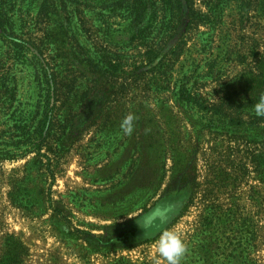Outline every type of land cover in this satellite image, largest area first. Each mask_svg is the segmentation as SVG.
Instances as JSON below:
<instances>
[{
    "label": "rangeland",
    "instance_id": "374dc122",
    "mask_svg": "<svg viewBox=\"0 0 264 264\" xmlns=\"http://www.w3.org/2000/svg\"><path fill=\"white\" fill-rule=\"evenodd\" d=\"M37 1L0 0L7 28L0 29V252L13 234L28 249L24 264H154L155 240L170 228L186 244L181 264H242L247 250L264 264V184L247 159L264 145V127L213 126L178 94L189 80L196 90L194 79L205 73L204 93L242 74L246 89L264 88L259 69L248 77L264 60V0H219L221 19L181 29L171 42L185 30L183 53H169L157 67L135 73L129 65L110 80L50 69L68 84L61 98L71 85L85 94L62 138L72 146L63 150L35 147L28 135L48 86L32 54L38 51L23 60L13 42L30 46L43 36ZM96 14L89 16L99 24ZM114 20V39L126 40L125 23ZM138 50L126 47L129 63L141 60ZM52 52L44 46L42 59L50 62ZM129 113L136 119L126 135L120 121Z\"/></svg>",
    "mask_w": 264,
    "mask_h": 264
},
{
    "label": "trees",
    "instance_id": "16d2710c",
    "mask_svg": "<svg viewBox=\"0 0 264 264\" xmlns=\"http://www.w3.org/2000/svg\"><path fill=\"white\" fill-rule=\"evenodd\" d=\"M196 1L38 0L36 20L45 24L43 36L37 38L38 43H32L30 46L23 41L28 48L22 43L13 42L23 60L28 59L32 47L38 51L40 56L38 53L32 54L45 72L48 86L47 102L44 104L42 116L33 132L28 134L30 138H34L32 144L36 147L43 143H55L61 146L62 150L66 146L70 148L72 145H67V141L62 138L68 127H74V124L69 126V120L74 113L79 112L85 97L84 93L75 92L71 85L69 92L68 89L64 92L65 98H61L63 87H68V84L63 83L64 79L60 73H50V69L58 72L64 69L93 71L97 80H110L120 77L121 72H125L129 65H133V72L137 73L136 71L144 66L157 67L163 64L169 53L173 52L179 57L187 45L185 30L207 25L213 19H221L219 0H204V8H199ZM91 11H97L95 19L99 20V24H95L94 17L89 16ZM117 17L125 23L123 31L128 35L126 40L114 39L115 24H118L114 18ZM0 29L7 31L1 13ZM181 29L185 30L178 40L171 42ZM46 45L53 50L50 62L46 58L42 59ZM127 46L132 50L139 49L141 60L133 59V63H129L131 56L128 57L125 51ZM227 52L231 53L230 50ZM211 66L210 73L218 80L219 71L216 70L215 73L216 65ZM255 67L264 73V60L260 65L256 63V66L252 67L248 77L257 76ZM205 74H199L194 79L196 90L191 88L192 85L187 86L190 80L180 86L178 94L181 102L193 103L200 110H205V114H209L213 121V126L218 127L228 121L229 126L241 129H263L264 117L255 114L254 105L261 95H264V88L246 89L242 83L245 74H242L233 84L221 83L218 80V87L213 93H204L201 92L204 87L201 81L206 77ZM58 77H61L62 81L59 82ZM137 77L138 75L135 76ZM255 81L256 78H253L252 82ZM58 134L60 136H57ZM75 138L77 140L79 136ZM247 159L257 178L264 184V145L252 148ZM262 209L264 213V206ZM246 252L242 264H258L249 257V250ZM27 255L28 249L22 241L17 236L8 234L0 252V264H24Z\"/></svg>",
    "mask_w": 264,
    "mask_h": 264
},
{
    "label": "clouds",
    "instance_id": "9594fccd",
    "mask_svg": "<svg viewBox=\"0 0 264 264\" xmlns=\"http://www.w3.org/2000/svg\"><path fill=\"white\" fill-rule=\"evenodd\" d=\"M254 111L257 116L264 117V95L254 105ZM136 117L129 113L120 121V128L126 135H131L134 131V121ZM157 259L154 264H159L162 258L166 264H181L187 248L181 236L170 228L162 229L155 240Z\"/></svg>",
    "mask_w": 264,
    "mask_h": 264
}]
</instances>
